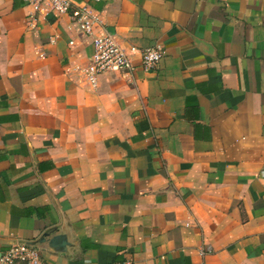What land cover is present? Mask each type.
<instances>
[{"label": "crops", "instance_id": "obj_1", "mask_svg": "<svg viewBox=\"0 0 264 264\" xmlns=\"http://www.w3.org/2000/svg\"><path fill=\"white\" fill-rule=\"evenodd\" d=\"M74 1L163 56L92 87L91 36L0 0V252L264 264V0Z\"/></svg>", "mask_w": 264, "mask_h": 264}, {"label": "built area", "instance_id": "obj_2", "mask_svg": "<svg viewBox=\"0 0 264 264\" xmlns=\"http://www.w3.org/2000/svg\"><path fill=\"white\" fill-rule=\"evenodd\" d=\"M33 14L67 15L81 32L91 36L92 53L88 62L77 66L84 80L95 87L98 78L106 72L126 74L134 69L132 55L140 54V62L145 71L153 69L163 56L160 45L139 49L133 45H123L114 34L103 27L99 13L86 3L74 0H24ZM34 21V19H33ZM73 44V40L69 41ZM204 254V250L201 252ZM0 264H49L43 251L23 242L10 244L0 252ZM111 264H133L130 260Z\"/></svg>", "mask_w": 264, "mask_h": 264}, {"label": "water", "instance_id": "obj_3", "mask_svg": "<svg viewBox=\"0 0 264 264\" xmlns=\"http://www.w3.org/2000/svg\"><path fill=\"white\" fill-rule=\"evenodd\" d=\"M18 242H23V243H26L28 245H31L33 247H36V248L42 250V247L37 242H24V241H18ZM14 243H16V242H14ZM14 243H12V244H14Z\"/></svg>", "mask_w": 264, "mask_h": 264}]
</instances>
